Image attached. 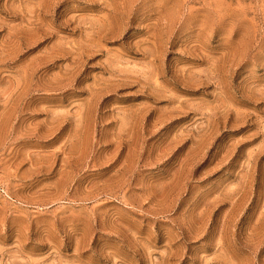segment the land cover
<instances>
[{"label":"rangeland","instance_id":"374dc122","mask_svg":"<svg viewBox=\"0 0 264 264\" xmlns=\"http://www.w3.org/2000/svg\"><path fill=\"white\" fill-rule=\"evenodd\" d=\"M0 264H264V0H0Z\"/></svg>","mask_w":264,"mask_h":264}]
</instances>
